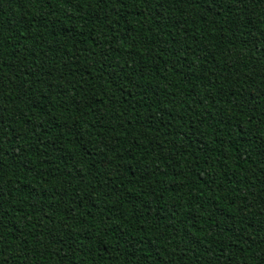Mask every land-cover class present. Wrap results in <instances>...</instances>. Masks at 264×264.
Masks as SVG:
<instances>
[{
    "label": "trees",
    "instance_id": "16d2710c",
    "mask_svg": "<svg viewBox=\"0 0 264 264\" xmlns=\"http://www.w3.org/2000/svg\"><path fill=\"white\" fill-rule=\"evenodd\" d=\"M0 264H264V0H0Z\"/></svg>",
    "mask_w": 264,
    "mask_h": 264
}]
</instances>
